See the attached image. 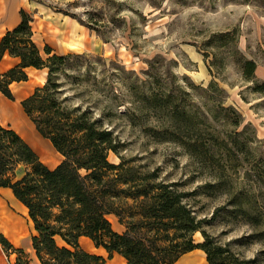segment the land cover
Listing matches in <instances>:
<instances>
[{"label": "rangeland", "instance_id": "374dc122", "mask_svg": "<svg viewBox=\"0 0 264 264\" xmlns=\"http://www.w3.org/2000/svg\"><path fill=\"white\" fill-rule=\"evenodd\" d=\"M30 2L35 12H60L85 31L90 45L64 52L80 54L72 73L99 88L109 81L110 119L125 143L122 154L188 192L184 201L200 219L194 240L205 234L222 256L264 264V0ZM42 83L30 70L8 100L20 105ZM19 105L0 120L55 166L61 155ZM0 196L19 211L10 194ZM109 218L115 230L124 229L115 215ZM180 264L198 260L189 254Z\"/></svg>", "mask_w": 264, "mask_h": 264}, {"label": "trees", "instance_id": "16d2710c", "mask_svg": "<svg viewBox=\"0 0 264 264\" xmlns=\"http://www.w3.org/2000/svg\"><path fill=\"white\" fill-rule=\"evenodd\" d=\"M19 14V22L0 36V60L5 53L16 58L0 72V93L13 100L11 84L26 81L28 67L46 69L44 82L20 105L61 159L48 166L0 120V186L10 188L26 207L40 264H103L105 257L81 247L82 236L102 246L108 258L120 254L125 264H172L194 248L204 251L207 264H241L222 256L223 249L205 234L202 241L194 240L200 219L184 201L187 191L161 177L157 168L146 169L122 154L125 143L110 119L109 81L99 88L72 73L80 54L56 53L47 43L40 47L31 15L23 8ZM245 65L253 73L254 62L248 59ZM110 214L124 225L122 231L113 228ZM0 243L16 253L12 264H30L28 254L2 234Z\"/></svg>", "mask_w": 264, "mask_h": 264}, {"label": "crops", "instance_id": "0c3cea01", "mask_svg": "<svg viewBox=\"0 0 264 264\" xmlns=\"http://www.w3.org/2000/svg\"><path fill=\"white\" fill-rule=\"evenodd\" d=\"M30 1L31 0H0V36L7 29L12 28L19 22V10L23 8L32 16L31 25L33 29V39L39 46H43L47 43L56 53H64L69 50H75L73 47L75 44H78L81 49L90 45L91 41L86 42L84 37L85 31L71 18L67 19V16L63 17L60 15V12L52 10H47L46 12L37 10V12H35L33 4ZM80 33L82 35V40L78 38ZM63 43H68L71 47L67 45L63 47ZM15 62L16 58L5 53L0 60V72L6 70ZM26 70L27 73H29L30 70L36 73L41 77L42 82H44L46 69L28 67ZM20 82H13L11 84V89L13 84ZM32 82H34V80H32ZM24 90L25 88H22L21 92H24ZM18 98H20V96H18ZM17 103L19 105L18 101H9L0 93V114H2V116L5 115L4 113L6 112L9 114V111H12ZM47 141L49 142V140ZM2 192H7L11 195L14 202L18 204L19 211L14 210L13 206L11 207L4 204L0 196V234H2L13 247L22 248L28 254L30 264H40L31 245L33 226L28 217L26 207H24L13 195L10 188L0 186V194ZM83 240H85V244H82ZM79 242L81 247L89 252H94L102 256L104 253L107 255L106 250L102 246H95L93 241L86 236L80 237ZM189 254H194L196 256L198 264H207L205 253L199 248H194L181 254L172 264H180ZM15 257L16 253L14 251L6 252L0 243V264H12ZM103 264H125V259L120 254L113 253L111 257L106 258Z\"/></svg>", "mask_w": 264, "mask_h": 264}, {"label": "bare ground", "instance_id": "6f19581e", "mask_svg": "<svg viewBox=\"0 0 264 264\" xmlns=\"http://www.w3.org/2000/svg\"><path fill=\"white\" fill-rule=\"evenodd\" d=\"M25 207V206H24ZM7 225V224H6Z\"/></svg>", "mask_w": 264, "mask_h": 264}]
</instances>
